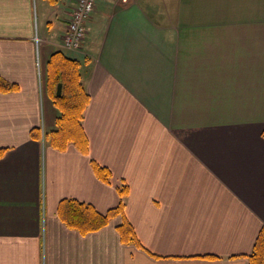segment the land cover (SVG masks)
Instances as JSON below:
<instances>
[{"label":"crops","instance_id":"crops-1","mask_svg":"<svg viewBox=\"0 0 264 264\" xmlns=\"http://www.w3.org/2000/svg\"><path fill=\"white\" fill-rule=\"evenodd\" d=\"M75 5L0 0V80L15 85L0 89V264H249L264 225V0H97L69 55ZM57 51L81 62L86 153L50 141ZM70 199L102 214L122 202L139 244L121 215L68 225Z\"/></svg>","mask_w":264,"mask_h":264},{"label":"trees","instance_id":"trees-1","mask_svg":"<svg viewBox=\"0 0 264 264\" xmlns=\"http://www.w3.org/2000/svg\"><path fill=\"white\" fill-rule=\"evenodd\" d=\"M56 3L57 0H49ZM81 62L67 56L62 51L54 52L48 61L47 77L51 94L56 105L61 111L57 119L58 128L51 132V143L59 149H65L69 143H75L83 152L88 151V140L82 130L81 120L83 111L89 103L90 97L86 93L81 82ZM62 82V93L57 95L58 84ZM15 88L14 84L0 80V89L8 91ZM6 149H0V157ZM94 169L99 178L109 181L111 172L106 167L96 162ZM121 195L127 193V189L121 190ZM60 214L66 223L77 227L83 233L96 231L106 226L112 218L119 215L123 223L118 226L122 240L139 244L133 226L124 217V204L121 202L116 208L106 214L98 212L92 205L77 200L63 201ZM249 264H264V225L256 239L252 252L248 255Z\"/></svg>","mask_w":264,"mask_h":264},{"label":"built area","instance_id":"built-area-1","mask_svg":"<svg viewBox=\"0 0 264 264\" xmlns=\"http://www.w3.org/2000/svg\"><path fill=\"white\" fill-rule=\"evenodd\" d=\"M97 0H76V5L71 12L67 28L62 36L63 46L76 50L81 48L87 35V22L95 10ZM37 43L41 39L36 36Z\"/></svg>","mask_w":264,"mask_h":264},{"label":"rangeland","instance_id":"rangeland-1","mask_svg":"<svg viewBox=\"0 0 264 264\" xmlns=\"http://www.w3.org/2000/svg\"><path fill=\"white\" fill-rule=\"evenodd\" d=\"M41 25V24H40ZM65 51H67V53L69 54V55H74V52L71 50V49H65V48H63ZM40 56L42 57V51L40 52ZM40 80H41V77H40ZM42 82H43V78H42ZM44 90L42 91V94H43V97L45 96V97H47V94H46V92H45V94H44ZM41 140H42V142H43V139L41 138Z\"/></svg>","mask_w":264,"mask_h":264},{"label":"water","instance_id":"water-1","mask_svg":"<svg viewBox=\"0 0 264 264\" xmlns=\"http://www.w3.org/2000/svg\"><path fill=\"white\" fill-rule=\"evenodd\" d=\"M61 93H62V82H60L57 87V95H60Z\"/></svg>","mask_w":264,"mask_h":264},{"label":"bare ground","instance_id":"bare-ground-1","mask_svg":"<svg viewBox=\"0 0 264 264\" xmlns=\"http://www.w3.org/2000/svg\"><path fill=\"white\" fill-rule=\"evenodd\" d=\"M41 140V139H40Z\"/></svg>","mask_w":264,"mask_h":264}]
</instances>
